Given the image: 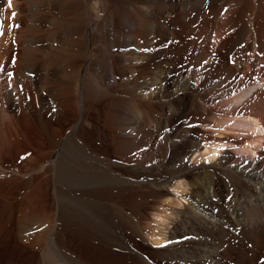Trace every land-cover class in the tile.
Wrapping results in <instances>:
<instances>
[{
    "label": "bare ground",
    "instance_id": "bare-ground-1",
    "mask_svg": "<svg viewBox=\"0 0 264 264\" xmlns=\"http://www.w3.org/2000/svg\"><path fill=\"white\" fill-rule=\"evenodd\" d=\"M0 18V177L42 199L17 225L55 246L41 263L264 264V0H0Z\"/></svg>",
    "mask_w": 264,
    "mask_h": 264
},
{
    "label": "rangeland",
    "instance_id": "rangeland-1",
    "mask_svg": "<svg viewBox=\"0 0 264 264\" xmlns=\"http://www.w3.org/2000/svg\"><path fill=\"white\" fill-rule=\"evenodd\" d=\"M260 87L263 88V86ZM1 151L4 157L14 153L13 147L6 141ZM163 198L155 195L152 198L140 200L145 202L141 204L140 208L144 216L139 217L140 225H142L144 237L150 243L153 242L151 232L156 229L159 222L160 217L157 215L161 209L160 205L164 200L167 201V198ZM31 204H42L41 197L33 196L24 189H20L17 182L8 179L6 176L0 177V264H43L40 262L43 252L46 255L55 252L53 250L55 246L50 248L47 242L34 246V244L28 245L18 240L17 225L22 210Z\"/></svg>",
    "mask_w": 264,
    "mask_h": 264
},
{
    "label": "snow or ice",
    "instance_id": "snow-or-ice-1",
    "mask_svg": "<svg viewBox=\"0 0 264 264\" xmlns=\"http://www.w3.org/2000/svg\"><path fill=\"white\" fill-rule=\"evenodd\" d=\"M8 5L11 6L12 5V0H8ZM13 18L15 17L16 13L13 12ZM13 28L17 27V25H13ZM4 30V20L2 18H0V36H2L4 34L3 32Z\"/></svg>",
    "mask_w": 264,
    "mask_h": 264
}]
</instances>
